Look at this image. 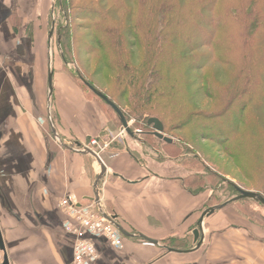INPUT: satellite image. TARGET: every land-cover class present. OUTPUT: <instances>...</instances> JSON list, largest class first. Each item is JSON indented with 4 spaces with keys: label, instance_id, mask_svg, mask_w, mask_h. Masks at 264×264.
Wrapping results in <instances>:
<instances>
[{
    "label": "crops",
    "instance_id": "1",
    "mask_svg": "<svg viewBox=\"0 0 264 264\" xmlns=\"http://www.w3.org/2000/svg\"><path fill=\"white\" fill-rule=\"evenodd\" d=\"M39 1L0 0V56L14 52L7 59L13 67L10 85L0 71V232L9 264H72L73 237L64 229L68 216L59 201L67 194L80 203L92 201L99 167L88 154L60 146L50 133L46 118L49 27L44 33V86L36 84L42 67L33 51L26 50L30 63L17 57L23 55L27 42L24 34L13 30L11 10L18 7L22 21L29 13H38ZM48 2L51 8L52 0ZM56 57L53 54L54 69ZM42 104L44 122L39 120ZM51 107L62 139L82 143L109 127L98 104L84 98L63 72H53ZM125 143L113 148L115 157H101L106 171L99 195L103 209L114 214L132 236L123 235L122 245L115 247L102 236L89 235L97 250L90 264H264V230L240 228L231 223L235 217L224 216V210L222 216L210 219V226L204 223L213 214L204 219L203 241L196 250H167L139 237L160 243L170 236L183 237L196 227L203 198L185 189L186 173L176 159L149 155L139 161ZM228 222L229 227H221Z\"/></svg>",
    "mask_w": 264,
    "mask_h": 264
},
{
    "label": "rangeland",
    "instance_id": "2",
    "mask_svg": "<svg viewBox=\"0 0 264 264\" xmlns=\"http://www.w3.org/2000/svg\"><path fill=\"white\" fill-rule=\"evenodd\" d=\"M56 0H52L51 8H49V2L48 0H40L41 5L39 6V11L37 14L29 13V16L24 17L22 21H20L19 17L17 16V10L18 7L12 8L9 20L13 27V30L17 32L18 35L24 34V39H26L23 43L22 51H24L23 55H17V57L23 58V63L28 61V57L26 56V50L31 49L33 53L35 54V57L37 58V63L39 64V67L41 65L42 69H40V76L36 77V84L42 82V86H44L45 79H44V33H45V27H50V17L52 18V13L54 17V31H53V37H52V48H53V54L59 55V48L57 46V34L58 31L56 30L57 25H63L65 23L64 17L62 16L59 7L57 4H55ZM73 3L72 6H83L88 5L89 2L92 0H69ZM99 2V5L104 7L106 4H112L113 2H118L121 0H96ZM205 3L212 4L213 0H204ZM80 8V7H79ZM74 13L70 14L68 17V26L66 27V30L68 32L67 41L65 40V46L67 47L65 54L67 58L73 59L74 62H70L65 66V70L63 69V62L62 59L59 61L58 57H56V63H54V73L58 74L60 72H63L64 74H70L74 75V72L76 70L75 63L78 64L81 71L86 75L88 79H90L96 86H98L103 91H110L115 93V97L119 101L120 104H122L123 108L131 115L129 121L127 122L129 128L131 131H135L136 129L141 130V122L143 121V118L147 114H158V115H164L166 118V133L163 132V134L169 138L172 139V141H176L178 144H182V149L185 150L187 148L190 150L189 153H197L201 156L205 164L214 172L226 176L227 178L232 179L234 182H236L238 185L243 187L246 190H251L255 192H261L264 195V70L256 69V68H262L264 67V56H262L260 53L264 55V32L258 31V35L255 34L253 37V40L256 41L252 44V42L248 45V47H245L244 49L241 46H238L236 48L235 53V60L228 64H222L219 62H216L210 54V49L208 45L201 47V49H198L196 51L195 59H198L199 64L201 62L206 63L205 67H202L201 70H197L195 72H190L189 76L187 75L186 80L187 83L192 79L191 75L196 74L197 79H194V85L191 87L186 86L185 78H183L182 73L180 71H183V68L185 67L182 63L184 60H181L177 57L176 60L173 61H163L165 58V55L167 53H163L160 56L159 62L161 63V67L159 70V78L161 80H165V78H169L167 76L169 70L170 74V83L173 87H169V90H166L165 97L163 98L166 102H150L148 104L149 109H145L141 112H144L142 116H139L140 113H137L136 110H134L129 104H127V99L124 95L119 96V90L118 92L115 90L116 86V79L120 78L121 72H119V68L117 67L116 70L111 69L109 67H105L107 63L105 62H111L115 60L114 53L110 52V54H103L104 50H101L98 42L95 40V33L93 31L92 27V19L95 17V14H99V11L96 10L93 13H89L86 9H78L73 10ZM93 14V16H92ZM209 14L206 13L203 15V23L206 22L207 18L209 19ZM51 15V16H50ZM97 17L93 20H96ZM98 20V19H97ZM69 22H71L69 24ZM101 20H99L97 23H100ZM97 25H95L96 27ZM99 26V25H98ZM94 27V28H95ZM20 28V30H19ZM205 26H201L198 28L195 32H193L192 36L197 35L199 32L204 29ZM36 30V32H35ZM65 30V29H64ZM24 31V32H21ZM131 41L129 38H127L125 46H123L122 50V58L129 64H133L134 66L141 67L143 64L147 65V62L150 59H147V52L148 49H144V47L139 44L136 46L135 43ZM60 46V45H59ZM109 47V45L107 44ZM158 46V44H157ZM30 47V48H28ZM163 48V47H162ZM165 48H170L165 47ZM171 49V48H170ZM169 49V50H170ZM172 53L174 49L171 50ZM109 52V51H107ZM18 53V52H17ZM149 54V53H148ZM165 54V55H164ZM14 52L11 51L9 54L3 56H0V71L6 73L7 77V83L10 85L12 78L9 76V72L12 70V66L8 63L7 59L9 57H13ZM250 57V61L252 62V65H249V67H253L256 70V74L259 76L258 84L256 83L255 86H250L249 90L248 88H245L243 85V76L244 74L240 72V69H242V72L245 71V66H242V63L245 64V61L247 60V57ZM201 57V58H200ZM20 58V59H21ZM103 58H107V60L104 61ZM129 58V59H127ZM122 59V60H123ZM162 59V61H161ZM200 59V60H199ZM165 60V59H164ZM123 61V62H125ZM198 61H194L195 63H198ZM164 63V64H163ZM247 63V61H246ZM111 64V63H110ZM109 65V64H108ZM198 65V64H197ZM25 70L26 65H22ZM34 66V65H33ZM57 66V68H56ZM60 66V69L58 67ZM203 66V65H202ZM255 66V67H254ZM114 70V71H112ZM67 71V72H66ZM184 73V72H183ZM11 74V73H10ZM66 74V75H67ZM201 74L204 76L203 79L208 80L209 84H212L214 86V89L217 90V99L214 98H208L205 97V94L202 90V82L204 80H201L199 78ZM118 75V76H117ZM68 76V75H67ZM113 78L110 80V77ZM68 78L73 82L74 87L76 86L79 92L84 96V98L88 100L95 101L103 116L107 119L109 122V127H107L105 130L100 131L96 135L87 136L85 140L82 142V144H90V141L92 139L97 140L98 145H100L101 149L94 146L95 150H97L101 157L104 158H111L115 157L116 150L111 147L112 144L118 143V145L126 144L125 142H128L131 146L130 149L133 151L139 158L142 156H158V157H165V156H173L177 154L179 151V147L176 148L173 146H166L163 145L160 142H155L151 147L143 144V137L141 134H135L134 137L129 136L127 133H125L124 136L119 135V131L122 129L121 123L118 119V116H116V121L114 118V115L112 111L101 101L95 100L93 96L90 93V89L87 88L82 83L80 84L77 82L73 77L70 75ZM240 83V85H238ZM11 87V86H10ZM33 89V87L31 88ZM118 89V87H117ZM249 91L247 95H245V91ZM43 90V89H42ZM249 97L251 99L250 103H248V107L246 109V112L244 113L242 122L239 121L235 123L233 126L235 132L234 137L236 138L237 142V153H238V159L237 157H231V155H227L222 150L221 144L217 142V137H221L222 134L218 133L217 130L221 133L224 132V129L228 127V123L231 120V116L229 117V114L236 115V108L231 110V113H226V119L218 120L217 123H213L210 127V124L204 125L207 128L201 129L195 127L194 124L183 122L184 116L186 114L181 113V121H175L172 118V115L174 113H178V111H186V113L189 115L191 114L192 119L198 116L199 114H205L210 113L218 106H221L223 104L228 105V103L233 102L232 105L239 106V99ZM43 99V98H42ZM236 99V100H234ZM157 100V99H156ZM168 101V102H167ZM147 106V107H148ZM229 106V105H228ZM52 108V107H51ZM230 109V106H229ZM52 111V110H51ZM41 115L39 117V120H43L44 122V110H43V104H42V111L39 113ZM195 115V116H194ZM53 120L55 121V114L52 113ZM229 117V118H228ZM235 119H233L234 121ZM240 120V121H241ZM232 121V120H231ZM117 122V123H115ZM207 124V123H205ZM239 124V125H238ZM209 126V127H208ZM133 127V128H131ZM151 128V126H149ZM152 129V128H151ZM212 130V131H211ZM216 130V131H215ZM152 131V130H151ZM217 133H215V132ZM216 137V138H215ZM69 140V139H66ZM161 140V139H160ZM75 141V140H70ZM163 142V141H162ZM171 143V142H170ZM180 144V145H181ZM120 145V147L122 146ZM123 147V146H122ZM155 148V149H153ZM180 148V152L184 151ZM158 150V151H157ZM181 164V163H180ZM183 167L186 177L190 174V170L197 171L201 176L203 175L202 172H207L202 168V166L195 162H189L181 164ZM96 168V167H95ZM206 174V173H205ZM207 175V174H206ZM209 177L202 178L201 181H199L197 184L200 185L202 183H208ZM214 180V178H212ZM211 180V179H210ZM224 189V188H222ZM214 194L213 190L206 189L203 190L199 195L202 196L203 201L198 206L197 214L201 212V210L212 201L215 202V200H223L230 194H232L228 189L224 190L222 192H219L217 195V192H215L214 200L209 201V196ZM201 198V197H200ZM82 204H87L91 210H93L92 202H86ZM206 208V207H205ZM226 212L224 216H227L228 214L232 217H235L237 220L232 221L231 223L239 224L240 228L243 226L246 228V230H249L248 228H261L264 230V206L258 203H255L253 201H247V200H238L235 201L229 205H226V207L217 210L213 213L212 216L209 217V219H206L205 225H208V222L213 216H222L221 212ZM68 216L67 221H72L75 223V218L79 216L78 213H72L67 212ZM74 217V219H73ZM64 223V229L66 226V223ZM71 222V223H72ZM212 222V221H211ZM210 223V222H209ZM211 224V223H210ZM210 224L208 226H210ZM230 222L227 224L225 223L223 226L224 228L229 227ZM193 227V226H191ZM66 230V229H65ZM67 231V230H66ZM68 232V231H67ZM192 232V231H191ZM191 232H187L183 235V237L188 236L187 239L183 242V246L190 245V234ZM69 233V232H68ZM72 235V234H71ZM90 235V234H89ZM87 234V236L89 237ZM123 242V237H122ZM168 242V241H167ZM122 245V244H121ZM120 245V246H121ZM112 246V245H111ZM119 247V246H118Z\"/></svg>",
    "mask_w": 264,
    "mask_h": 264
},
{
    "label": "trees",
    "instance_id": "3",
    "mask_svg": "<svg viewBox=\"0 0 264 264\" xmlns=\"http://www.w3.org/2000/svg\"><path fill=\"white\" fill-rule=\"evenodd\" d=\"M55 2L65 20V23L62 26H56V30L60 35V46L58 48L60 50L59 55L63 62V69L65 70V66H67L68 63L74 62L73 59L67 58L64 52L67 49V47L65 46V40L67 41L68 37V32L66 30V27L68 26V17L70 16V14L74 13L73 10L83 8L88 10L89 13H93L98 10L99 14H95V17L93 18L95 19L97 17L98 20L92 19V27L95 33V40L98 42L101 50H104L103 54H110V52H113L115 54V60L111 62H105L107 63L105 67H109L110 70H116L117 67L119 68L121 77H114L116 79L115 90L117 92L119 90L120 97L121 95H124L125 98H128L126 100L127 104H129V106L136 110L137 113H140L139 116L145 114L141 111L147 108L149 109L148 104L150 102H166L163 98L166 94L165 91L169 90V87H172L170 83L171 78L169 70L167 71V69L166 72H168L167 76H169V78L166 77L165 80H161L159 78V67H161V63L159 62V60L161 54L166 53L167 49L168 50L166 55L164 54L165 60L163 59V61L171 62L173 60H176L175 57L184 60V62L182 61V63L185 67L183 68L182 72L180 71V73H182L183 78H185L186 86L191 87L194 85L193 81L194 79H197V75H191L192 79L188 83V80H186L187 75L189 76L190 72H195L197 70L199 71L202 69V67L206 66V63L201 62L199 64L198 59H195L196 56L198 57V55L195 54L198 49H201V47L208 45L211 57L216 62L228 64L235 60V51L238 46H241L243 49L245 47H248L251 42L252 44L256 42L253 40V37L255 36V34L258 35V31L264 32V0H213L212 4L205 3L204 0H121L118 2H113L109 5L106 4L104 7L97 6L99 5V2H97L96 0H92L88 3V5H84L85 8L83 6L74 7L72 6L73 3L69 0H56ZM209 11L210 18H207L206 22L203 23V15H205ZM99 20H101V22L97 23ZM70 23L71 22H69V24ZM95 25L97 26L95 27ZM203 25L205 26V28L202 29V31L197 35L192 36L193 32H195ZM127 38H129L133 42L135 38L136 41L134 44H136V46L141 44L144 49H148L149 51L147 52V56L150 57H147V59L151 58L149 61L152 60V62H147V65H145V63L141 67H136L133 64L130 65L127 60L125 61L122 58V50L123 46H125ZM107 44L109 45V47L107 46ZM169 46L171 49L165 48ZM172 49H174L173 53L171 51ZM260 54L264 56L262 53ZM103 59L104 61L107 60V58ZM249 59L250 57L248 56L246 60L247 63L246 61L245 64L242 63V66H245V71L242 72V69H240V72L244 74L243 85L245 86V88H248L247 90H249L250 86L253 87L256 83H259L257 82V78H259V76L256 74L255 68L249 67V65H252V62ZM194 61H198V63H195ZM75 67L76 70L74 72V75L70 74L69 72L68 74H66L73 77L80 84L82 83L83 85H85L84 81L88 82L94 88L103 93L121 110L125 120L128 122L131 115L123 108L122 104L119 103V101L115 97V93H112L110 91H103L90 79H88L86 75H84L77 63H75ZM256 69L264 70V67ZM204 76L201 74L199 78H201V80H204L201 87L203 93L205 94V97L211 99L215 96H218L217 90L214 89V86H212V84H209L208 80L203 79ZM109 77L110 80L113 78L112 76ZM240 84L242 83L239 82L238 85ZM243 91H245V95H247V93L249 92L244 89ZM90 93L95 100L101 101L112 111L116 121L117 114L115 113V111L94 92L90 91ZM215 99H217V97H215ZM250 101L251 99L249 97H246V99L241 98L239 99V106H234L232 105L233 102H230L228 103L230 109L228 105L223 104L215 108V110H213L212 112L199 114V118L195 117L193 119L191 114L188 115L185 110L181 112L179 110L178 113H174L172 115V118L173 120L180 122L181 113L186 114L184 118H182L185 124L189 122L190 124L195 123V127L204 129L207 128L204 125L210 124L211 127V125L213 123H217L218 120L226 119V113H231V110L235 107L236 115L229 114V117L231 116L232 121H229L228 127L224 129V132L221 133V131L219 132L217 130V132L222 135L221 137H217L216 140L217 142H219V144H221L223 152H225L227 155H231V157H237L238 159L237 142L236 138L234 137V132L236 129L234 130L233 126H235L234 124L238 121L239 124L240 122H242V118L248 107L247 104L250 103ZM150 117L158 118L163 124V132L166 133V117L164 115L153 113L147 114L143 118L140 128V134L143 137V144L151 147L155 142L157 143L161 141L163 145H174L176 148L179 147V152L171 157L176 159L181 164L197 162L202 166L204 170L207 171L202 172L205 176H201L197 171L190 170V174L184 178L183 183L185 189L189 193H191L192 195H198L203 190H213L214 194L208 197L209 201L214 200L215 197L219 195L218 193L224 190L228 189L232 193L223 200L218 199L215 200V202L212 201L211 203H208L205 207L220 204L225 200L237 195V187L244 189L232 179L211 170L205 164L199 154L189 153L190 150H188L187 148H185V150L182 149L181 143L178 144L176 141L166 143L163 140L155 137L151 133L152 129L149 127V125H147V120ZM233 119L235 120L233 121ZM150 142H152L153 144ZM111 147L120 148V146L116 143L112 144ZM180 148L184 151L180 152ZM130 154L134 158L139 160V157L133 151H130ZM205 177H209L211 180L209 179L208 183H202L198 185L197 183ZM212 178H214V180ZM215 192H217V195H215ZM260 194L263 195V193L261 192ZM239 200L253 201L250 199ZM187 237L188 236L178 238L176 236H170L164 240H161V243L171 249L186 250L194 245L192 233L190 234V245H182V241L184 242Z\"/></svg>",
    "mask_w": 264,
    "mask_h": 264
},
{
    "label": "water",
    "instance_id": "4",
    "mask_svg": "<svg viewBox=\"0 0 264 264\" xmlns=\"http://www.w3.org/2000/svg\"><path fill=\"white\" fill-rule=\"evenodd\" d=\"M53 31H54V17H53V13H52L51 23H50V27L48 30V37H47L48 70H47V94H46V118H47L50 133L53 136L54 140L60 146L67 148V149H70V150H73V151H76V152H79V153L88 154L89 156H91L94 159V161L97 163V165L99 167V172L96 175V178H95V181L93 184V188H94L93 201H94V204L96 206V209L98 210V212L103 217L108 219L121 232L122 235L132 236L131 233L126 232L120 226V224L116 220V216L114 214L109 215V213H107L101 205L100 195H99V184H100V181L103 178L105 171H106V167H105L103 161L101 160V158L93 150H91L89 147L85 146L84 144H82L79 141H70V140L62 139L58 133L57 128H56L55 121L53 120L52 111H51V99H52V93H53V68H52ZM56 41H57V46L59 47V45H60V35L59 34H57V40ZM84 83L92 92H94L97 96L102 98L115 111V113L117 114L118 119L121 123L122 128L125 130V132L129 136L134 137V134L130 130V128L127 124V121L125 120L121 110L112 101H110L103 93H101L99 90L94 88L92 85H90L86 81H84ZM147 125L151 126V128H152L151 133L155 137L163 140L166 143L172 142L171 138H169L163 134V124L161 123V121L158 118H156V117L148 118ZM236 189L238 192L237 195L225 200L224 202H222L220 204L208 206L201 211L199 218L196 222V227L192 230L193 244L194 245L187 250H181V251H192V250H196L197 248H199V246L201 245V243L203 241V235H204L203 234V221H204V219L207 218L208 216H210L211 214H213L215 211L220 210L224 206L232 203L233 201H236L239 199H250V200L258 202L259 204L264 206V196L262 194H260L259 192H255V191H251V190H245V189H241L239 187H237ZM138 236L141 237L142 239L150 242V243L157 244L164 249L173 250V249L167 247L166 245L161 244L157 240H154L152 238H148V237L141 235V234H138ZM0 251L2 252V261L0 262V264H9L1 232H0Z\"/></svg>",
    "mask_w": 264,
    "mask_h": 264
},
{
    "label": "built area",
    "instance_id": "5",
    "mask_svg": "<svg viewBox=\"0 0 264 264\" xmlns=\"http://www.w3.org/2000/svg\"><path fill=\"white\" fill-rule=\"evenodd\" d=\"M132 132L134 135L140 134L141 130L136 129ZM125 133L123 128L119 131V135L121 136H124ZM86 146L101 158L100 153L94 148V146H96L101 149L97 140L92 139L90 144H86ZM91 202L93 210H91L87 204L78 202L72 194L61 197L59 201L60 207L66 213L69 212L70 214V212H72L79 214L77 219L73 217L75 223L67 221L68 223H66L65 226V229L72 234L73 237L72 264H90L97 257L95 245L87 234L102 236L108 244L115 247L122 244L123 235L121 232L98 212L94 201L92 200ZM109 215L113 214L109 213Z\"/></svg>",
    "mask_w": 264,
    "mask_h": 264
}]
</instances>
